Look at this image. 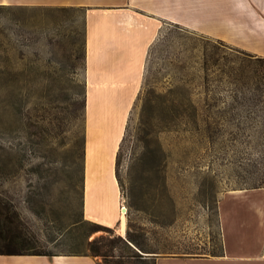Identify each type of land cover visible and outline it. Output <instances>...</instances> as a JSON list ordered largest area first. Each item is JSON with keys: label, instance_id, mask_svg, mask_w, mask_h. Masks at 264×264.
I'll use <instances>...</instances> for the list:
<instances>
[{"label": "rangeland", "instance_id": "1", "mask_svg": "<svg viewBox=\"0 0 264 264\" xmlns=\"http://www.w3.org/2000/svg\"><path fill=\"white\" fill-rule=\"evenodd\" d=\"M0 6V197L34 248L89 251L127 206L146 254L220 252L222 197L264 181V58L155 19L129 63L93 11L89 62L87 7Z\"/></svg>", "mask_w": 264, "mask_h": 264}, {"label": "crops", "instance_id": "2", "mask_svg": "<svg viewBox=\"0 0 264 264\" xmlns=\"http://www.w3.org/2000/svg\"><path fill=\"white\" fill-rule=\"evenodd\" d=\"M0 2L87 7L89 62L94 57L90 36L93 11L100 12L109 19L111 30L114 32L113 35H106L105 31H102L100 41L105 43L106 48L117 49V55L120 54V48H123L124 43L128 48L125 56L129 63L138 58H141L140 63L143 62L146 48L151 42V23L155 19L181 24L192 31L222 39L237 48L264 57V0H0ZM136 12L142 14V17ZM218 208L221 227L220 252L198 255L157 254L155 264H264V187L233 190L222 197ZM106 222L118 224L119 233L126 236L128 222L123 233L120 216L111 217L110 221ZM100 261V257L92 254H0V264H99Z\"/></svg>", "mask_w": 264, "mask_h": 264}, {"label": "trees", "instance_id": "3", "mask_svg": "<svg viewBox=\"0 0 264 264\" xmlns=\"http://www.w3.org/2000/svg\"><path fill=\"white\" fill-rule=\"evenodd\" d=\"M258 58L263 59L264 57L259 56ZM254 187H264V181L247 186V188ZM88 221L91 226H104L112 232L109 226ZM28 235L24 231L21 213L14 202L5 201L0 197V254H56L35 249L36 238ZM88 245L89 251L73 250L66 254H92L102 258L99 264H155V255L146 254L152 251L147 250L131 230H128L126 236L118 234L96 237L90 240Z\"/></svg>", "mask_w": 264, "mask_h": 264}, {"label": "bare ground", "instance_id": "4", "mask_svg": "<svg viewBox=\"0 0 264 264\" xmlns=\"http://www.w3.org/2000/svg\"><path fill=\"white\" fill-rule=\"evenodd\" d=\"M89 190V188H88ZM128 211L127 206H124L122 213L120 215L121 218V231L125 233L126 231V226H127V219H126V212Z\"/></svg>", "mask_w": 264, "mask_h": 264}]
</instances>
